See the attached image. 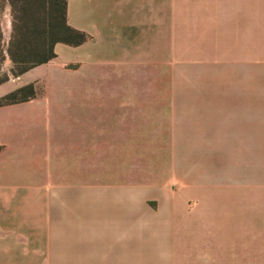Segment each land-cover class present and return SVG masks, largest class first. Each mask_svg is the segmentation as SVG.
I'll return each instance as SVG.
<instances>
[{
    "label": "crops",
    "instance_id": "1",
    "mask_svg": "<svg viewBox=\"0 0 264 264\" xmlns=\"http://www.w3.org/2000/svg\"><path fill=\"white\" fill-rule=\"evenodd\" d=\"M67 21L89 38L55 43L52 59L3 82L36 70L59 92L43 94L35 79L36 97L0 106V264H264V205L240 184L264 182L263 69L256 84L264 0H67ZM160 21L188 30L162 35ZM178 36L202 38L207 54L231 52L234 65L232 145L207 143L200 206L181 202L184 212H200V257H81L78 246L95 244L96 214L114 244L128 237V209L142 223L177 210L178 193L166 185L151 193L123 183L128 151L158 147L151 125L140 129L137 119L159 114L153 95L114 92L143 84L161 38ZM220 148L232 149L231 171Z\"/></svg>",
    "mask_w": 264,
    "mask_h": 264
},
{
    "label": "rangeland",
    "instance_id": "2",
    "mask_svg": "<svg viewBox=\"0 0 264 264\" xmlns=\"http://www.w3.org/2000/svg\"><path fill=\"white\" fill-rule=\"evenodd\" d=\"M160 24L157 29L161 30L162 35L169 29L188 30L186 28L188 23L177 22L175 28H168L169 22L160 21ZM0 28L3 40L7 41L11 32L9 6H5L2 11ZM258 30H264V25L258 26ZM256 56V84L259 86L261 71L264 70V38H258L256 41ZM152 60L150 64L144 66L146 75L143 84L130 82L122 87H116L114 92L124 95L132 93L153 95L157 101L149 105L152 104L150 107L154 113L159 114L158 117L137 119L144 125L139 126L140 129L147 131L148 125H151L150 131L154 132L158 147L128 151V163L122 168L123 174L128 176L123 183L151 193H157L160 186L166 185L178 193L177 210L170 215L162 214L155 221L142 223L139 216L128 209L125 214L123 213L122 221L129 228L128 237L124 242L114 244H110L108 236L104 234L106 224L103 215L96 214L95 244L78 246V254L81 257H200L202 232L200 212H184L181 202L184 199L185 206H200L203 160L206 153L211 152L205 148L207 143L209 142V146L218 143L216 145L219 147L232 145L231 114L234 96L232 54L231 52L207 54L200 37H162L159 62L157 56ZM8 68L9 64L5 62L1 65L0 71H6ZM134 71L133 67L129 68L130 79L135 78ZM43 78V74L41 76L36 70L29 72L19 80L1 84L0 96L26 81L37 79L44 84L43 94L52 98L59 92V87L54 84L46 85ZM35 87L38 88L37 85ZM97 89L99 92L104 87ZM38 104L39 101L30 102L34 108ZM146 104L148 103H144ZM218 151L224 156L226 171H231L232 149L220 148ZM112 180L114 182L121 180L118 179L115 166ZM240 184L247 185V190L251 185L249 189L255 191V204L264 205V182ZM161 203L156 199L148 201L151 205ZM170 236H173L171 239L173 241L165 240ZM90 253L92 256H88Z\"/></svg>",
    "mask_w": 264,
    "mask_h": 264
},
{
    "label": "trees",
    "instance_id": "3",
    "mask_svg": "<svg viewBox=\"0 0 264 264\" xmlns=\"http://www.w3.org/2000/svg\"><path fill=\"white\" fill-rule=\"evenodd\" d=\"M5 6L11 13V32L7 41L0 28V84L55 56L54 45L63 42L76 45L89 35L67 21V0H0V16ZM33 82L18 86L0 96V106L23 102L36 97Z\"/></svg>",
    "mask_w": 264,
    "mask_h": 264
}]
</instances>
